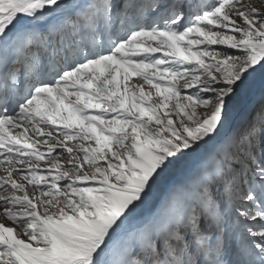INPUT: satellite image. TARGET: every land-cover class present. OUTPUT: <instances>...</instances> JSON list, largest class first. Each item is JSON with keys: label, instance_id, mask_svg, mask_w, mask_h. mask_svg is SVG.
I'll list each match as a JSON object with an SVG mask.
<instances>
[{"label": "snow or ice", "instance_id": "obj_1", "mask_svg": "<svg viewBox=\"0 0 264 264\" xmlns=\"http://www.w3.org/2000/svg\"><path fill=\"white\" fill-rule=\"evenodd\" d=\"M257 74L247 0H0V264H264V95L128 229Z\"/></svg>", "mask_w": 264, "mask_h": 264}, {"label": "rangeland", "instance_id": "obj_2", "mask_svg": "<svg viewBox=\"0 0 264 264\" xmlns=\"http://www.w3.org/2000/svg\"><path fill=\"white\" fill-rule=\"evenodd\" d=\"M193 2L199 3L201 2V0H193ZM247 2L252 3L254 6L260 7L262 10H264V0H247ZM137 82L140 81L137 80ZM262 95H264V75L257 74L255 78L251 81L249 86L239 94V96L231 106L229 118L225 122L224 127L220 130V135L218 139L223 140L226 137L233 135L241 125L246 124L253 117L257 116L262 107ZM242 96H245L244 100H241ZM73 99L75 98L73 97ZM233 121V125L230 126ZM210 144L211 142L204 145L196 153L201 151L204 147L209 146ZM218 146H216V149L213 151V153L217 150ZM190 157H187L186 165L183 168H180L177 174L170 176L160 187L159 190L156 189L155 192L150 193L148 197L149 199L147 198L145 204L138 210L136 216L129 222V230H135L136 228L140 227L144 222H146L155 214L157 209L162 204L158 203V199H160L162 193H164L167 198L169 192L173 189L174 183H176L178 180L184 182L196 172V170L202 163L198 164L193 169H190L188 166ZM0 174H3L2 169H0ZM165 174H168V170ZM150 199L152 208L149 211L145 212L144 210L146 209L144 208L148 206V204L150 203Z\"/></svg>", "mask_w": 264, "mask_h": 264}, {"label": "trees", "instance_id": "obj_3", "mask_svg": "<svg viewBox=\"0 0 264 264\" xmlns=\"http://www.w3.org/2000/svg\"><path fill=\"white\" fill-rule=\"evenodd\" d=\"M133 1H134L135 3H138V2H141L142 0H133ZM244 97H245V96H242L241 100H244ZM186 163H187V158H185V159H183V160L177 162L176 164L170 166L169 169H168V174H167V175H166L165 173L163 174V176H162V178H161L159 184L154 188L153 192H155L156 189L159 190L160 187L165 183V181H166L170 176H172V175H174V174H177L178 171H179V169H180V168H183V167L186 165ZM180 183H182V182L178 180L176 183H174L173 188H174L176 185L180 184ZM148 199H149V198H148ZM151 208H152V204H151V199H150V203L148 204V206H147L146 208H144V209H146V210H144V211H145V212H146V211H149Z\"/></svg>", "mask_w": 264, "mask_h": 264}, {"label": "bare ground", "instance_id": "obj_4", "mask_svg": "<svg viewBox=\"0 0 264 264\" xmlns=\"http://www.w3.org/2000/svg\"><path fill=\"white\" fill-rule=\"evenodd\" d=\"M3 173V172H2Z\"/></svg>", "mask_w": 264, "mask_h": 264}]
</instances>
